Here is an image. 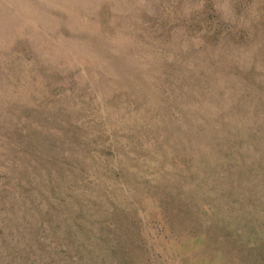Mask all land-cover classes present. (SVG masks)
Returning <instances> with one entry per match:
<instances>
[{"label": "rangeland", "instance_id": "374dc122", "mask_svg": "<svg viewBox=\"0 0 264 264\" xmlns=\"http://www.w3.org/2000/svg\"><path fill=\"white\" fill-rule=\"evenodd\" d=\"M0 264H264V0H0Z\"/></svg>", "mask_w": 264, "mask_h": 264}]
</instances>
